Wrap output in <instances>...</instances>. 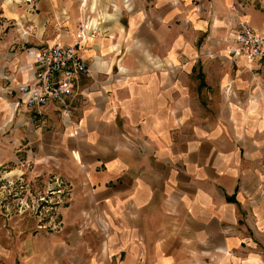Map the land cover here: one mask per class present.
I'll return each mask as SVG.
<instances>
[{
    "label": "crops",
    "instance_id": "1",
    "mask_svg": "<svg viewBox=\"0 0 264 264\" xmlns=\"http://www.w3.org/2000/svg\"><path fill=\"white\" fill-rule=\"evenodd\" d=\"M119 1L125 18L101 0H0V164L73 186L54 233L0 218V264H264V61L232 53L241 22L264 35V0ZM87 7L98 31L81 41ZM55 45L89 73L28 107L20 88Z\"/></svg>",
    "mask_w": 264,
    "mask_h": 264
},
{
    "label": "rangeland",
    "instance_id": "2",
    "mask_svg": "<svg viewBox=\"0 0 264 264\" xmlns=\"http://www.w3.org/2000/svg\"><path fill=\"white\" fill-rule=\"evenodd\" d=\"M88 1L85 0L87 3ZM240 1L257 4L261 0ZM104 4L108 5L106 9L103 8ZM115 5L120 9L116 10ZM99 8L101 12L115 14L118 17L122 12L124 18L129 14V11L123 7L119 0H101ZM131 8V11L136 9L135 3L131 4ZM89 17L92 19L95 15L87 7L81 23H84L85 19L87 20ZM94 20L97 22L96 19ZM99 21L101 22V20ZM18 24L21 25L20 20H18ZM104 25H101V27ZM110 25L113 24L107 23L106 27ZM179 25L182 26L183 24L179 23ZM22 30L24 29L21 26ZM15 32L19 33L18 28ZM25 34L27 36V33L22 31V35L25 36ZM4 155L8 157V152H5ZM42 173H40L36 164H28L24 162V159L16 164H0V218L12 223L11 226L7 225L5 227L6 231H13L14 229L17 232H23L30 229L34 233H40L41 231L54 233L60 228L59 226L55 227L53 224L58 219H63L61 209L66 208L72 201L73 186L56 170ZM59 191L61 193H57Z\"/></svg>",
    "mask_w": 264,
    "mask_h": 264
},
{
    "label": "built area",
    "instance_id": "3",
    "mask_svg": "<svg viewBox=\"0 0 264 264\" xmlns=\"http://www.w3.org/2000/svg\"><path fill=\"white\" fill-rule=\"evenodd\" d=\"M32 2L33 0H26ZM84 21L80 24L77 37L84 41L98 29ZM234 37L237 48L234 55L246 56L251 63L264 61V35L252 30L247 22H241ZM34 79L21 86L22 100L28 107L45 106L49 102H66L75 96L81 75L89 73L87 62L73 46L55 45L35 55ZM64 112L71 116L73 110ZM57 193H61L60 191Z\"/></svg>",
    "mask_w": 264,
    "mask_h": 264
},
{
    "label": "bare ground",
    "instance_id": "4",
    "mask_svg": "<svg viewBox=\"0 0 264 264\" xmlns=\"http://www.w3.org/2000/svg\"><path fill=\"white\" fill-rule=\"evenodd\" d=\"M84 3L87 4V2H84ZM85 4H84V5H85ZM85 21H87L86 23H87L88 25H90V26H91V25L94 26L93 23H92V21H91V19H89V20H85ZM20 26H21V25H20ZM95 27H96V26H95Z\"/></svg>",
    "mask_w": 264,
    "mask_h": 264
}]
</instances>
